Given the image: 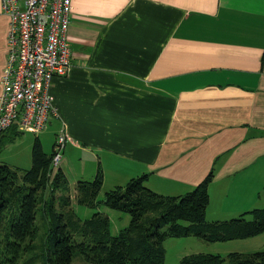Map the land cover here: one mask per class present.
Returning <instances> with one entry per match:
<instances>
[{
  "label": "crops",
  "instance_id": "obj_1",
  "mask_svg": "<svg viewBox=\"0 0 264 264\" xmlns=\"http://www.w3.org/2000/svg\"><path fill=\"white\" fill-rule=\"evenodd\" d=\"M7 31L0 7V77ZM66 33L45 127L65 131L60 166L65 149L81 167L106 159L164 195L213 169L207 213L264 208V0H72Z\"/></svg>",
  "mask_w": 264,
  "mask_h": 264
},
{
  "label": "trees",
  "instance_id": "obj_2",
  "mask_svg": "<svg viewBox=\"0 0 264 264\" xmlns=\"http://www.w3.org/2000/svg\"><path fill=\"white\" fill-rule=\"evenodd\" d=\"M20 133L13 126L0 132V151ZM30 156L28 168L0 164V264H163L166 237L193 235L216 242L264 232V208L206 220L213 169L182 194L152 190L146 186L148 173H142L105 191L100 199V167L92 180L72 183L63 168L53 164V150L44 151L37 135ZM75 205L94 211L83 219ZM100 206L127 213L129 224L111 234L110 220ZM179 264H264V250L225 256L196 253Z\"/></svg>",
  "mask_w": 264,
  "mask_h": 264
},
{
  "label": "built area",
  "instance_id": "obj_3",
  "mask_svg": "<svg viewBox=\"0 0 264 264\" xmlns=\"http://www.w3.org/2000/svg\"><path fill=\"white\" fill-rule=\"evenodd\" d=\"M8 17L6 61L0 77V132L10 127L34 134L57 114L49 85L70 67L67 29L72 0H0ZM66 143L64 129L55 135L54 165Z\"/></svg>",
  "mask_w": 264,
  "mask_h": 264
},
{
  "label": "rangeland",
  "instance_id": "obj_4",
  "mask_svg": "<svg viewBox=\"0 0 264 264\" xmlns=\"http://www.w3.org/2000/svg\"><path fill=\"white\" fill-rule=\"evenodd\" d=\"M50 119H52V117H50ZM48 125H49L48 129L45 128V130H43L39 134L42 146L44 148V151L46 152L51 151L53 137L58 132L57 130H55L54 121H52V123ZM54 130L56 131L55 133ZM35 135L36 134L25 130L22 133H20V135H18L13 141L8 142L0 151V164L5 163L11 166H18L20 168L30 167L31 145ZM66 152H68V149H65V157L68 158L67 155L68 153ZM65 157L63 156L61 160V166L64 167L65 169L64 171L68 179L70 181H74L73 183L81 179L80 176H77L78 171L80 173V170H83L84 173L86 174L90 169V164H93L95 167L99 165L103 176L102 188L98 196L100 199L103 198L105 191L113 188L115 185H119V184L123 185L126 182V179L129 177L125 175L124 172H121V170L118 173L115 172L114 171L115 164L107 161L106 159L103 162H101V164L99 163L98 165H97L98 163L97 160H94L93 162L90 163H88L85 160L86 166L81 167V165L75 164L76 162L75 159H73V161L71 162L69 158H68L69 160H67ZM92 179L93 178H88V180H92ZM146 183H147L146 186L149 187L150 185L153 188H155L154 186L158 185L159 182L154 180H149V183L148 182ZM162 183L165 185V188H160V190L163 189L164 191L163 190L162 191L165 193L171 191L176 192L177 189L178 193L182 194L184 193V190L187 189V188H182L181 186L179 187L178 184L176 185L171 182H165V183L162 182ZM256 198H259L258 194L255 195L254 199L256 200ZM252 208L253 207H251V209ZM254 208H262V207L257 206ZM98 210L108 216L110 220L111 234H116L119 231V229L126 227L129 224L130 216L127 213L110 209L105 206H100ZM248 210H250V208ZM75 211L78 216L84 219L90 217L94 210L81 205H75ZM243 212L239 213L237 216H239ZM237 216L236 214L235 216H232V214L227 213L218 220L231 219ZM216 217L219 216L211 215V209H209L208 213L206 212V220L208 221L216 220L217 219ZM182 223L185 225L188 224V222L185 221H182ZM163 246L165 249V260L163 264H179V261L184 256L196 254V253L219 254L225 256L230 252H254L257 250H264V232L260 234L248 236L246 238L232 239L227 241H216V242H207L193 235L179 236V237L170 236L164 239ZM72 264H82V263L75 260Z\"/></svg>",
  "mask_w": 264,
  "mask_h": 264
},
{
  "label": "bare ground",
  "instance_id": "obj_5",
  "mask_svg": "<svg viewBox=\"0 0 264 264\" xmlns=\"http://www.w3.org/2000/svg\"><path fill=\"white\" fill-rule=\"evenodd\" d=\"M56 166V165H55Z\"/></svg>",
  "mask_w": 264,
  "mask_h": 264
}]
</instances>
